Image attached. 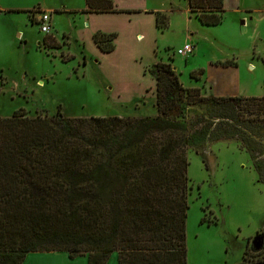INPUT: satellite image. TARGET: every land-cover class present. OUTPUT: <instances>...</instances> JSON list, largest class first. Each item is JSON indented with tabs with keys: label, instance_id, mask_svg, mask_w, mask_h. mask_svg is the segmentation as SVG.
<instances>
[{
	"label": "trees",
	"instance_id": "16d2710c",
	"mask_svg": "<svg viewBox=\"0 0 264 264\" xmlns=\"http://www.w3.org/2000/svg\"><path fill=\"white\" fill-rule=\"evenodd\" d=\"M186 1L201 26L221 24L223 0ZM84 3L83 14L123 12L113 0ZM154 17L156 29L166 28L165 15ZM116 38L92 35L103 54L114 51ZM43 42L59 48L48 36ZM147 72L155 118L27 117L22 110L0 118V264L52 252L70 260L87 254V264H107L114 253L117 264H187V153L217 141L247 151L236 127L264 124V78L262 97H213L184 88L170 63ZM203 76L202 69L190 75ZM195 108L204 111L197 120L187 114Z\"/></svg>",
	"mask_w": 264,
	"mask_h": 264
},
{
	"label": "rangeland",
	"instance_id": "374dc122",
	"mask_svg": "<svg viewBox=\"0 0 264 264\" xmlns=\"http://www.w3.org/2000/svg\"><path fill=\"white\" fill-rule=\"evenodd\" d=\"M114 2L122 13L83 14L84 0H0V118L21 110L27 117L155 118V82L147 70L160 62L172 65L184 88L201 89L190 75L204 70L212 91L210 64L235 62L240 78L229 89L238 97H262L264 0H223L217 27L201 26L186 0ZM39 12L51 14L48 35L34 22ZM156 12L166 16L163 30L155 28ZM96 31L117 35L112 53L94 45ZM46 36L59 48L45 45ZM184 45L193 53L182 55ZM198 109L187 114L197 120L204 113ZM236 129L245 134L247 151L217 141L187 153V264L264 260V182L258 176L264 180V124ZM52 254L40 256L46 260L40 264H66Z\"/></svg>",
	"mask_w": 264,
	"mask_h": 264
},
{
	"label": "crops",
	"instance_id": "0c3cea01",
	"mask_svg": "<svg viewBox=\"0 0 264 264\" xmlns=\"http://www.w3.org/2000/svg\"><path fill=\"white\" fill-rule=\"evenodd\" d=\"M113 3H115L114 0H113ZM108 15H112V14H108ZM106 34H110V32H106ZM17 37H20V35H18ZM137 39L140 40L141 38L138 37ZM210 69H211L210 72H212V74L210 75H212V77H209V79L213 83V91L210 87H209L210 90L208 89V87L206 88L207 86L206 82L208 83L207 76H206V82L203 81V77L200 80H198L199 82L203 83V86H201V89L199 87H195V88H198L200 90L205 89V91L207 90V93L209 94L211 93V96L213 97H238L229 88H233L234 86H237L239 78H240L239 70H237L236 67H232V66L231 67L220 66L216 64L215 62L210 64ZM218 82H221L222 85L219 84ZM52 253L53 254L51 256L55 257L53 260H58V263L87 264V257L70 260L65 253H61V252H52ZM45 254L46 253H29L25 256L22 264H40L43 261H46V260H41L43 258H40V256H44ZM47 261H52V260H47ZM109 263L117 264V255L115 253L110 255L107 264Z\"/></svg>",
	"mask_w": 264,
	"mask_h": 264
},
{
	"label": "built area",
	"instance_id": "2783aa9c",
	"mask_svg": "<svg viewBox=\"0 0 264 264\" xmlns=\"http://www.w3.org/2000/svg\"><path fill=\"white\" fill-rule=\"evenodd\" d=\"M34 22L39 26V31L42 34L48 35L51 30V14L50 12H39L37 17L34 18ZM194 51V47L189 45H184L182 50V55L192 54Z\"/></svg>",
	"mask_w": 264,
	"mask_h": 264
},
{
	"label": "flooded vegetation",
	"instance_id": "af4514ba",
	"mask_svg": "<svg viewBox=\"0 0 264 264\" xmlns=\"http://www.w3.org/2000/svg\"><path fill=\"white\" fill-rule=\"evenodd\" d=\"M262 244H263V241H262ZM262 247H263V245H262ZM262 247H261V248H262ZM251 248H252L253 250H256V249L254 248L253 245H251ZM241 264H246V263L243 261ZM251 264H252V263H251ZM254 264H264V260H261V261H259V262L254 263Z\"/></svg>",
	"mask_w": 264,
	"mask_h": 264
}]
</instances>
